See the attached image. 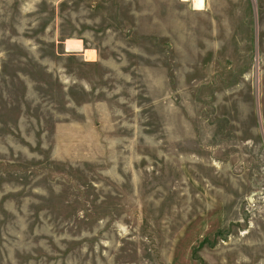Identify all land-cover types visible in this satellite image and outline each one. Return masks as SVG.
<instances>
[{
	"label": "rangeland",
	"instance_id": "rangeland-1",
	"mask_svg": "<svg viewBox=\"0 0 264 264\" xmlns=\"http://www.w3.org/2000/svg\"><path fill=\"white\" fill-rule=\"evenodd\" d=\"M0 264H264V0H0Z\"/></svg>",
	"mask_w": 264,
	"mask_h": 264
},
{
	"label": "bare ground",
	"instance_id": "bare-ground-1",
	"mask_svg": "<svg viewBox=\"0 0 264 264\" xmlns=\"http://www.w3.org/2000/svg\"><path fill=\"white\" fill-rule=\"evenodd\" d=\"M192 4L194 6V8L198 11L203 10L204 7V0H191ZM69 47H73L74 49H81L80 46H69ZM84 57L88 58V59H92V56L89 53H85Z\"/></svg>",
	"mask_w": 264,
	"mask_h": 264
}]
</instances>
